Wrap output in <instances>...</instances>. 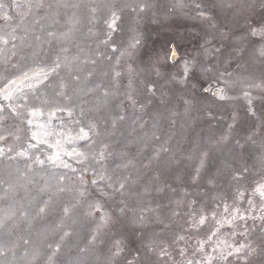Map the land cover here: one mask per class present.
<instances>
[{"label":"rangeland","instance_id":"1","mask_svg":"<svg viewBox=\"0 0 264 264\" xmlns=\"http://www.w3.org/2000/svg\"><path fill=\"white\" fill-rule=\"evenodd\" d=\"M259 19L257 0H0V264H248L235 249L264 244Z\"/></svg>","mask_w":264,"mask_h":264},{"label":"snow or ice","instance_id":"2","mask_svg":"<svg viewBox=\"0 0 264 264\" xmlns=\"http://www.w3.org/2000/svg\"><path fill=\"white\" fill-rule=\"evenodd\" d=\"M257 4L258 7L260 9V19L257 20L255 22V24H248L246 29H245V35L251 39L253 37H258L260 38V40H264V0H257ZM176 7H182L181 4L177 3L175 5ZM196 10L198 13V19H200L203 23L207 24L210 28H212L214 31L219 32V28H217L215 21L217 20L216 15L212 14L210 15L209 13L212 12L213 8L216 7L215 4H212L211 7H209L208 5L205 6H201L200 4H196ZM253 7H256V5L254 4ZM144 8H147V5L144 6ZM141 11L143 10V8L140 9ZM112 17H114V19L112 20L111 23H109V29L110 30H114L115 28V20L120 19L119 16L116 15V12H112ZM209 33H207L208 35ZM221 35H223V33H220ZM235 39V37H233ZM211 40L205 39L204 40V45L202 47H204V51L205 52H210V51H215L217 53L220 52V49H209L207 46L211 44ZM137 43H139V41H137ZM237 50H242L240 48L239 45L236 46ZM258 51L260 52V54L262 56H264V44L261 45V47L258 49ZM168 59L170 61H175L176 60V52L173 51L171 53V55L168 57ZM185 74L188 71V66H187V62L185 63V68H184ZM10 83H14V82H10ZM178 83H183V81H180ZM254 87H262L264 86V81H262L261 85H253ZM5 87H7V84L5 85ZM148 91H152L151 88L148 89ZM207 91V89L205 90ZM247 95V93H246ZM221 99H223V97H221ZM121 119H123V117H121ZM85 137L87 134H84ZM264 187V186H262ZM126 189V185L125 184H121L120 187L118 189H116V193L117 194H121V190H125ZM262 195H264V193H262ZM117 207L120 210V214L122 216H127V213L129 211H131V209H129V207L125 204L123 207H120V205H117ZM44 209H41V212H43ZM114 216H116V222H122L121 221V216L120 215H116V213H113ZM243 218V217H241ZM111 218H107V220H110ZM107 220L105 221L107 223ZM122 250V249H121ZM246 250V251H245ZM236 252H244V257L245 259L248 261V264H252V259L255 257H261L264 258V244H262V246L257 249L256 247L251 246V244H244L241 245L239 248L235 249ZM261 264H264V259H262Z\"/></svg>","mask_w":264,"mask_h":264},{"label":"bare ground","instance_id":"3","mask_svg":"<svg viewBox=\"0 0 264 264\" xmlns=\"http://www.w3.org/2000/svg\"><path fill=\"white\" fill-rule=\"evenodd\" d=\"M175 52H176V58H177V56H178V52L176 51V50H174Z\"/></svg>","mask_w":264,"mask_h":264}]
</instances>
